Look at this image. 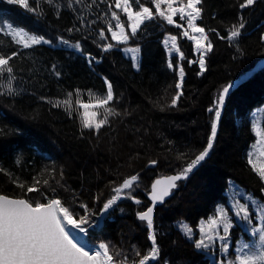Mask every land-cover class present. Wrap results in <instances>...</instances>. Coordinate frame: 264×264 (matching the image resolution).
<instances>
[{
	"label": "trees",
	"instance_id": "1",
	"mask_svg": "<svg viewBox=\"0 0 264 264\" xmlns=\"http://www.w3.org/2000/svg\"><path fill=\"white\" fill-rule=\"evenodd\" d=\"M101 1V4H93L91 0H52L49 4L47 0H30L34 8L37 4L39 7L28 12L0 0V21L51 41L23 49L7 28L0 31V54L18 53L10 61L11 76L15 77L11 83L16 94H8L5 87L9 74L0 73L3 84L0 86V169H3L0 194L27 199L33 206L59 199L77 220L85 211L82 205H86L91 211L89 218L94 217L95 221L100 208L114 194L113 189L137 175L133 186H142L136 190L139 204L119 201L118 204L130 206L123 208L127 213H116L114 209L102 230H88L86 237L90 244L107 241L121 248L131 264L149 254L148 229L145 222L137 221L135 216L148 203L145 195L152 179L176 170L181 172L194 155L206 147L214 119V111L208 109L216 108L224 87L238 80L254 67V62L264 57V40L261 39L264 0H256L246 8L240 7L244 0H203L199 5L202 8L199 22L209 34L212 50L206 56L207 67L202 74L197 63L189 64L194 59L192 44L181 37L175 25H168L159 16L146 22L147 26H142L126 43L112 41L106 25L111 12H117L129 35L130 29L126 16L115 8L113 0ZM139 3L149 7V0H139ZM133 6L136 8L135 4ZM241 18L246 26L241 30L242 36L235 42L229 41L230 28L238 26ZM101 29L107 39L100 38ZM212 29L215 31H210ZM165 34L177 36L185 57L180 62L184 69L180 89L176 87L180 78L178 59L166 56L162 44ZM77 42L81 44L80 51L72 47ZM107 43L114 47L104 51L103 45ZM126 47L140 49L138 68L123 54L121 49ZM88 54L94 58L91 64ZM170 60L175 66L172 69L168 67ZM263 70L241 79L236 88L229 91L209 157L186 180L178 182L179 189L174 191L172 199L156 212L154 230L158 229L159 259L149 264H212L211 254L197 250L175 221L183 219L195 227L200 219L212 215L217 206L226 203L230 180L264 200V182L248 163L249 148L255 141L253 111L264 106ZM105 78L111 82L115 97L109 107L118 115L109 116L108 123L98 133L82 129L81 108L75 105L76 100L94 102V97L103 98ZM178 92L182 95L172 106L171 101ZM68 93L73 94L72 109L76 111L72 110L71 114L63 104L53 106L56 101L68 99ZM90 110L98 113L97 119L103 118V108ZM261 128L264 132V115ZM150 161H156V166H150ZM45 179L47 185L43 183ZM21 183L25 186L23 189L18 186ZM33 185L38 191L27 192ZM145 187L148 191H144Z\"/></svg>",
	"mask_w": 264,
	"mask_h": 264
},
{
	"label": "snow or ice",
	"instance_id": "2",
	"mask_svg": "<svg viewBox=\"0 0 264 264\" xmlns=\"http://www.w3.org/2000/svg\"><path fill=\"white\" fill-rule=\"evenodd\" d=\"M79 2V0H77ZM95 2V0H93ZM203 0H187L186 4H182L179 7H174V0H152L155 7V13L147 6L139 3V0H115V7L120 9L126 16L128 22V28L130 29V35L126 31L125 24L121 22L120 16L117 12H111V20L107 21V32L111 35V40L117 44L126 43L130 36L134 37L139 31L142 30V26L146 27V22H151L156 16L162 18L168 25H174L176 27H182L181 24H176L174 17L179 14L180 20L185 21L187 28L191 29L193 33H198L199 36H190L188 31H183V36L188 37L190 40H195V50L200 53V58L197 61H190L189 63H198L201 74L206 70L204 59L207 52L212 50V44L208 41V35L205 29L198 26L196 21L201 18ZM8 4L18 5L28 12L36 11L39 7L37 4L34 8L30 0H7ZM47 3L51 4L52 0H47ZM256 3V0H244L240 4L241 8L252 6ZM136 5L134 9L133 5ZM167 6V11L162 10L161 5ZM71 7V4H69ZM111 7V5L109 6ZM115 21L113 26L112 21ZM245 24L243 18L238 26H233L230 30L227 39L229 41H235L242 34ZM4 28L9 30V34L19 45H22L23 49H30L33 46L41 44H50L51 41L44 36L29 34L22 28H18L10 23L5 24L0 21V31ZM115 29V30H114ZM72 29H69L71 31ZM210 31H215L210 30ZM101 39H107L104 29L99 31ZM222 39L224 37H221ZM264 40V36H261ZM208 41L207 44L204 42ZM62 43L68 44V41L62 40ZM164 46L168 48L169 53H179V60L185 59L182 52L177 46V37L170 36L163 41ZM72 47L80 51L81 44L77 42ZM114 47L113 44L107 43L103 45V50L108 51ZM125 54L133 53L130 59L133 61L135 67H139L140 57L137 55L140 52L138 47L126 48ZM81 54H83L81 52ZM18 55L17 52H12L11 55L5 56L0 54V73H8V94H16L12 87L11 81L15 78L11 76L13 73V67L10 65V61L13 57ZM93 59L88 54V62L91 64ZM170 69L175 66L171 62L168 63ZM180 81L176 84L177 89H180L184 77V69L179 66ZM60 75L59 72L56 73ZM106 83V95L103 98L94 97V102H83L80 99L76 100V105L83 109L80 113V123L82 129L95 130L96 133L108 123L109 116L118 115L113 108L109 107L110 102L114 101V91L110 81L105 78ZM235 82L230 83L220 93L215 109L209 108V112L214 111V119L210 125V135L207 139L206 147L195 155L185 168L179 174L165 177L163 179H157L152 184L151 200L152 204L156 205L157 202L163 203L166 197L172 194V190L178 187L177 182L186 180L190 174L193 173L202 162L209 157L211 150L214 147V141L217 137L218 124L221 119V109L225 102V96L229 93L230 89L235 87ZM72 93H68V99L63 101H56L54 107H59L61 104L65 105V110L71 114ZM77 95H79L77 91ZM182 95V92H178L176 97L171 101L172 106H175L177 100ZM103 108V118L97 119L98 113L96 111H89V109ZM257 134L261 137L259 155L264 157V132L257 130ZM183 155V154H181ZM248 163L251 165L253 171H255L261 180H264V163L253 162L252 155L249 153ZM20 163V158L16 161ZM151 164H155L156 161H150ZM3 171V169H0ZM138 180L137 175H133L127 178L123 183L113 189L116 195H113L104 204L101 210L102 214H106L110 208L117 204L119 194L126 189L133 187V182ZM40 183L39 180L36 181ZM45 185L48 184V180L43 181ZM20 188H24V184L18 185ZM38 191L35 185L28 187L27 192ZM264 191V189H262ZM134 199V197H133ZM244 203L237 201L232 205L235 209L234 217L242 220L248 224L253 222V214H250L249 203L256 205L260 209L259 214V226L252 228V234L255 241H246L240 244L236 248L237 255L235 260L227 259V254L231 245L229 239L231 235V229L233 228L232 218L229 217L228 212L224 208H218L217 214L210 218L206 224H202L198 227L199 238L193 239L194 233L191 228L187 230L181 229L185 238L194 243L197 250H207L219 243V251L225 254V259L219 261V264H264V203H260L250 196H241ZM139 203V201H135ZM87 212V206L82 205ZM154 207H148L146 211L138 213V219L140 221H146V227L149 230V240L151 241L150 255L146 254L142 256L138 261H132L131 264H149L150 261H157L159 259V247L156 243L157 234L154 230ZM103 219V215L101 216ZM87 225V227L85 226ZM91 221L87 215L81 217L79 220L73 218V213L68 207L62 205L59 199H50L47 203H37L33 206L27 199L23 198H9L6 195L0 194V264H129L128 257H124L121 261L114 260L113 254L110 252V247L107 243L101 242L98 249L93 250L89 248L85 250V246L81 242L79 233H87L88 227H91ZM76 229L77 232L72 230ZM116 256H120L117 251ZM136 255L140 253L137 251Z\"/></svg>",
	"mask_w": 264,
	"mask_h": 264
},
{
	"label": "rangeland",
	"instance_id": "3",
	"mask_svg": "<svg viewBox=\"0 0 264 264\" xmlns=\"http://www.w3.org/2000/svg\"><path fill=\"white\" fill-rule=\"evenodd\" d=\"M91 1H92L93 4H101L102 3L101 0H98V1L95 0V2H93V0H91ZM113 2H114V6H115V0H113ZM186 3H187V1L186 2H179V1L176 2V0H175L174 1V7H179L182 4H186ZM148 6H149V8L152 7L153 8L152 11L155 13L156 10H155L154 4L150 0H149ZM198 7H199V5H198ZM161 8H162V10H163V8L167 10V6L164 5V4L161 5ZM134 9H136V8L134 7ZM109 20H111V16H108L107 17L106 22L109 21ZM174 20H175V23L176 24H181L182 25V27H176L175 26L176 29H177V31L181 34V37L185 41H189L192 44L191 46H192V49H193L194 59L191 60V61H197L200 58V53H197L196 50H195V40L188 39V37L183 36L182 33H183V31L187 30L190 36H199V34L198 33H193L191 31V29H188L187 28V24H186V19H185V21H181L179 14H177L174 17ZM112 23H113V26H114L115 21L113 20ZM196 23H197L198 26L203 27L200 24L199 19L196 21ZM106 25H107V23H106ZM255 27H257V26H255ZM205 32L207 33V31H205ZM207 35H208V41H210L211 44H212L211 39H209V34L208 33H207ZM170 36H176V35H174V34H165L163 36V40H162L163 46H164L163 41L165 40V38H168ZM262 36H264V35H262ZM208 41H205L204 43L207 44ZM177 46H178V48L180 47L179 46L178 39H177ZM126 48H132V47H126ZM126 48H123L122 49V51H123L124 54H125V51L124 50ZM164 48H165L166 56L168 57V59H171L172 56H176V58L178 59L177 65H178V68H179V66H181V64H180L181 60H179V53H171L170 54L168 48H166L165 46H164ZM180 52H182L181 49H180ZM208 53H210V52H207V54ZM207 54L204 57L205 61H206ZM131 55H133V53H128L127 55L125 54V56H127V57H131ZM137 55L140 57L139 53ZM261 58H263V57H261ZM189 64H194V63H189ZM205 67H207L206 64H205ZM135 68H137V67H135ZM261 69H263V67H260L258 70H261ZM246 73H248V72H246ZM251 74L252 73H250L249 75H251ZM179 81H180V78H179ZM8 82H9L8 80H5V83H6L5 87L6 88H7ZM0 86H3V84L1 82H0ZM82 111H83V109H81V112ZM89 111H95V110H90L89 109ZM263 115H264V106L258 107V108H255L254 109V111H253V131H254V134H255V141L251 144V146L249 148V152H248V154L250 152L253 153V155H252L253 162L254 163H257L258 165L260 163H264V157H261L259 155L260 148L262 147V145L260 144L261 137L257 134V130L262 131V128H261V118H262ZM248 159H249V155H248ZM263 182H264V180H263ZM137 188H136V186H133L131 189H126L123 192H121L119 194V197L120 198L118 199L117 204L114 205L109 210H114L115 209L114 212L120 213V214L127 213L124 209H128L130 206L124 205V204H118V202L121 201V200H123V202L125 200H129V201H131L134 204H139V203H136L135 202L137 200L139 201V196H138V193L136 192ZM113 195H116V193L114 192ZM226 195H227L226 203L225 204H222L220 206H217V208L214 211V213L212 215H210L209 217L204 218V219L203 218L200 219L199 223L195 227L190 226L183 219H177L175 224L180 229V231H181V229L187 230V228H191L193 230V233H194L193 239H196V238H199L198 227L201 226L202 224H206L210 220V218H213L217 214L218 208H224L228 212L229 217L232 218V222H233V225H234L233 228L231 229V235H230V239H229V244L231 245V247L229 249V253L227 254V257L226 258L227 259H230V260H235V256L237 255L236 248L240 244H242V243H244L246 241H250V240L255 241V238H254V236L252 234V228L254 226H257L258 227L259 224H260V221H259L260 209L256 205H253V204L249 203V211H250V214H253L254 213V215H253V222H252V224H248V223H246V222H244L242 220H239L238 218H235L234 217L235 209L232 207V205L234 203H236L237 201H239L240 203H244V200L241 199V196L242 195H244L245 197H249L250 196L252 199L257 200L260 203H264V200H261V199L255 197L251 192L246 191L242 186H240L239 184H237L233 180H230V182H229V184L227 186ZM133 197H134V199H133ZM146 198H147V196H146ZM85 215H87L88 217H90L91 216V211L90 210H87V212H86V210H85L82 213L81 217H83ZM106 217L109 218L110 216L106 214ZM96 218H97V216H96ZM89 219L91 221V225L92 226L91 227H88V230H95V231H98V232L102 230V227L103 226L102 227L101 226L95 227L96 219L94 221V217L93 218H89ZM104 223H105V221H104ZM104 223H103V225H104ZM85 226L87 227V225H85ZM88 230H87V232H89ZM72 231L73 232H77L78 230L73 229ZM148 232H149V230L147 231V234H148ZM94 236L97 237L98 239L101 238V236L99 234H95L94 233ZM79 237L81 238L82 244L85 246V250H88L89 248H91L93 250H96V249H98L99 244L101 242H104V243H107L109 245L110 252L112 251L111 253L114 254V256H116L115 253L117 251L120 253V256H116V258L114 257V260H116V261L123 260L124 257H127L126 254H124L125 253L124 250H122L121 248H117V247L113 246L112 244H110L107 241H100V242H98V244H90L87 241V238H86L87 237V233H79ZM200 251L208 252V253L211 254V256H212V258H211L212 264H219V261L220 260L225 259V254H223V253H221L219 251V243H217L216 246H214V247H212L210 249H207V250L201 249Z\"/></svg>",
	"mask_w": 264,
	"mask_h": 264
},
{
	"label": "bare ground",
	"instance_id": "4",
	"mask_svg": "<svg viewBox=\"0 0 264 264\" xmlns=\"http://www.w3.org/2000/svg\"><path fill=\"white\" fill-rule=\"evenodd\" d=\"M239 8H240V7H239ZM237 9H238V8H237ZM239 11H240V10H239ZM250 12H251V11H250ZM237 13H238V12H237ZM242 13H244V11H243ZM239 14H240V13H239ZM247 14H248V13H247ZM248 15H249V14H248ZM238 16H239V15H238ZM248 17H249V16H248ZM245 19H246V18H245ZM245 19H244V21H246ZM257 20H258V19H257ZM248 21H250V20H248ZM62 22H63V21H62ZM90 22H91V21H90ZM233 22H234V21H233ZM63 23H64V22H63ZM247 23H248V22H246V25H247ZM91 24H92V23H91ZM254 24H255V23H254ZM254 24H253V25H254ZM89 25H90V24H89ZM95 25H96V24H95ZM227 25H228V24H227ZM227 25H226V26H227ZM92 26H93V25H92ZM223 27H224V26H223ZM232 27H233V26H232ZM245 27H246V26H245ZM259 27H261L260 24H259ZM70 28H71V27H70ZM96 28H98V27H96ZM226 28H228V27H226ZM87 29H88V28H87ZM230 29H232V28H230ZM262 29H263V28H262ZM47 30H48V29H47ZM85 30H86V29H85ZM212 30H213V29H212ZM242 30H243V29H242ZM256 30H257V28H256ZM72 31H73V30H72ZM92 31H93V30H92ZM51 32H52V31H51ZM73 32H74V31H73ZM76 32H77V31H76ZM86 32H88V31H86ZM258 32H260V31H258ZM47 33H48V32H47ZM49 33H50V32H49ZM53 33H54V32H53ZM93 34H94V33H93ZM214 34H215V33H214ZM224 34H225V33H224ZM96 35H97V34H96ZM222 35H223V33H222ZM263 35H264V34H263ZM214 36H215V35H214ZM216 36H218V35H216ZM241 36H242V35H241ZM247 36H248V35H247ZM76 38H77V37H76ZM84 39H85V38H84ZM218 39H219V37H218ZM78 40H79V39H78ZM223 40H224V39H223ZM225 40H226V39H225ZM236 40H237V39H236ZM240 40H241V39H240ZM228 42H229V41H228ZM234 42H235V41H234ZM229 44H230V43H229ZM232 45H233V44H232ZM242 46H243V45H242ZM237 47H238V46H237ZM237 47H236V49H237ZM239 47H240V46H239ZM239 47H238V48H239ZM228 48H229V47H228ZM231 48H232V47H231ZM241 48H242V47H241ZM234 49H235V48H234ZM226 50H228V49H226ZM232 51H233V50H232ZM238 51H239V50H238ZM245 51H246V50H245ZM247 51H248V50H247ZM247 51H246V52H247ZM249 51H250V50H249ZM249 51H248V53H249ZM227 52H229V51H227ZM230 52H231V51H230ZM243 52H244V50H243ZM246 52H245V53H246ZM232 53H233V52H232ZM260 53H261V52H260ZM92 54H94V53H92ZM98 54H99V53H98ZM243 54H244V53H243ZM250 54H251V53H250ZM237 55H238V52H237ZM262 55L264 56V54H262ZM246 56H247V55H246ZM255 56H256V55H255ZM255 56H254V58H255ZM97 57H98V56H97ZM252 57H253V56H252ZM237 58H238V57H237ZM242 59H243V58H242ZM242 59H240V60H242ZM244 59H245V57H244ZM250 59H251V57H250ZM246 61H247V60H246ZM250 61H252V60H250ZM253 61H254V60H253ZM98 62H99V61H98ZM96 63H97V62H96ZM99 63H100V62H99ZM254 63H256V62H254ZM244 64H245V63H244ZM246 65H247V64H246ZM248 65H249V64H248ZM93 67H94V66H93ZM241 67H242V66H241ZM89 68H90V67H89ZM132 68H133V66H132ZM239 69H240V68H239ZM240 70H241V69H240ZM243 70H244V69H243ZM262 70H263V69H262ZM98 71H99V70H98ZM263 71H264V70H263ZM235 72H236V71H235ZM241 72H242V71H241ZM241 72H240V73H241ZM247 72H248V71H247ZM255 72H256V71H255ZM255 72H254V73H255ZM229 74H230V73H229ZM242 74H243V73H242ZM256 75H257V74H256ZM237 76H238V75H237ZM249 78H250V77H249ZM262 78H264V76H263ZM101 79H102V78H101ZM253 79H254V78H253ZM256 79H257V78H256ZM259 79H260V78H259ZM250 80H251V79H250ZM229 81H230V80H229ZM250 82H251V81H250ZM261 82H262V81H261ZM223 83H225V82H223ZM223 83L221 84V86H223ZM244 83H245V82H244ZM257 83H258V82H257ZM219 84H220V83H219ZM250 84H251V83H250ZM14 86H15V85H14ZM221 86H220V88H221ZM257 86H258V85H257ZM257 86H256V87H257ZM17 88H18V87H17ZM222 88H223V87H222ZM235 88H236V87H235ZM260 88H261V87H260ZM262 88H263V87H262ZM261 90H262V89H261ZM254 91H255V90H254ZM15 92H16V91H15ZM232 92H233V91H232ZM73 93H74V92H73ZM83 93H84V92H83ZM249 93H250V92H249ZM262 93H263V92H262ZM17 94H18V93H17ZM65 94H66V93H65ZM85 94H86V93H85ZM219 94H220V93H219ZM253 94H254V93H253ZM79 95H80V94H79ZM245 95H246V94H245ZM258 95H259V94H258ZM15 96H16V95H15ZM82 96H83V95H82ZM82 96H81V97H82ZM89 96H90V95H89ZM216 96H217V95H216ZM227 96H228V94H227ZM241 96H242V95H241ZM63 97H64V96H63ZM236 97H237V96H236ZM255 98H256V97H255ZM47 99H48V97H47ZM72 99H73V98H72ZM80 99H81V98H80ZM87 99H88V98H87ZM237 99H238V98H237ZM242 99H243V98H242ZM246 99H247V98H246ZM248 99H249V98H248ZM248 99H247V100H248ZM61 100H62V99H61ZM244 100H245V99H244ZM244 100H243V101H244ZM247 100H246V101H247ZM249 100H250V99H249ZM210 101H211V100H210ZM213 101H214V100H213ZM46 102H47V101H46ZM238 102H240V101H238ZM257 102H258V101H257ZM53 103H54V102H53ZM53 103H52V104H53ZM71 103H72V101H71ZM73 103H74V101H73ZM209 103H210V102H209ZM244 103H245V102H244ZM75 105H76V104H75ZM75 105H74V106H75ZM239 106H240V105H239ZM242 106H243V105H242ZM244 106H245V105H244ZM247 107H248V106H247ZM62 108H63V107H62ZM64 108H65V107H64ZM72 108H73V107H72ZM251 108H252V107H251ZM58 109H59V108H58ZM72 110L75 111L74 109H72ZM249 110H250V109H249ZM75 112H76V111H75ZM78 112H79V111H78ZM247 113H248V112H247ZM79 114H80V112H79ZM73 116H74V115H73ZM172 116H173V115H172ZM76 117H77V116H76ZM184 117H186V116H184ZM209 117H210V116H209ZM77 118H78V117H77ZM208 119H209V118H208ZM206 120H207V119H206ZM78 122H79V121H78ZM174 122H175V121H174ZM208 122H210V120H209ZM156 124H157V122H156ZM157 125H158V124H157ZM159 125H160V124H159ZM172 125H173V124H172ZM172 125H171V126H172ZM165 126H166V125H165ZM209 128H210V127H209ZM205 145H206V144H205ZM213 148H214V147H213ZM194 156H195V155H194ZM190 160H191V159H190ZM155 166H156V165H155ZM166 170H167V169H166ZM167 172H168V171H167ZM195 172H197V171H195ZM178 173H180V172L176 170V171H174V173H172V174H178ZM160 174H161V173H160ZM200 174H201V173H200ZM121 177H122V176H121ZM121 177H120V178H121ZM154 177H155V176H154ZM190 178H191V177H190ZM152 180H153V179H152ZM188 180H189V179H188ZM232 180H233V179H232ZM115 181H118V180H115ZM141 181H142V180H141ZM178 182H179V181H178ZM178 182H177V185H178ZM185 182H186V181H185ZM113 183H114V182H113ZM113 183H112V184H113ZM137 183H138V182H137ZM193 183H194V182H193ZM110 185H111V184H110ZM179 185H180V184H179ZM114 186H115V185H114ZM138 186L140 187L141 185H138V184H137L136 188H137ZM144 186H145V185H143V187H144ZM147 186H148V184H147ZM147 186H146V187H147ZM149 186H150V185H149ZM149 186H148V187H149ZM180 186H181V185H180ZM112 187H113V186H112ZM141 187H142V186H141ZM141 187H140V188H141ZM146 187H145V188H146ZM107 188H108V187H107ZM145 188H143L144 191H145V190L148 191L149 188H148V189H147V188L145 189ZM112 189H113V188H112ZM138 189H139V188H138ZM178 189H179V188H178ZM178 189L176 188V189L172 190V194H171V195L173 196L174 191H175V190H178ZM108 190H109V189H108ZM110 191H111V188H110ZM110 191H108L109 194L112 192V191H111V192H110ZM175 192H176V191H175ZM144 193H145V192H144ZM138 194H139V193H138ZM2 195H5V194H2ZM106 195H108V194H106ZM171 195H170L168 198H166L165 201H164L162 204L157 205V206L154 207V213H153V217H154V218H156V217H155V214H156V212L159 210V207H164L163 205H165V204L167 203V201H169L170 199H172V196H171ZM6 196H8V195H6ZM145 196H146V195H145ZM9 197H13V196H9ZM139 197H140V196H139ZM18 198H19V197H18ZM143 199H144V198H143ZM147 201H148L147 205H146L145 207H143V209L140 210L138 213L144 211L147 207H150V205H151L150 202H151V201H149L148 198H147ZM139 202H140V201H139ZM142 202H143V201H142ZM144 202H145V201H144ZM144 202H143V203H144ZM166 205H167V204H166ZM166 207H167V206H166ZM102 208H103V206H102V207L100 208V210H99V213H98L97 219H98L99 216H100V213H101ZM111 211H114V210H108L107 215L110 216ZM138 213H137V214H138ZM157 213H158V212H157ZM137 214H136V216H135V219L138 218V215H137ZM105 217H106V216H105ZM107 217H108V216H107ZM107 217L104 218V221L108 219ZM124 217L127 218V215H123V218H124ZM97 219H96V224H97ZM124 219H125V218H124ZM138 220H139V219H137V221H138ZM155 220H156V219H155ZM139 221H140V220H139ZM143 222H145L144 224H145V226H146V221H142V223H143ZM137 223H140V222H137ZM142 223H140V224H142ZM175 223H176V221H175ZM104 226H105V224L103 225V227H104ZM139 226H140V225H139ZM156 226H157V225H156ZM103 227H102V228H103ZM164 227H165V226H164ZM142 228H144L143 225H142ZM119 229H120V228H119ZM146 229H147V228H146ZM155 230H156V229H155ZM145 231H146V230H145ZM157 231H158V229H157ZM157 231H156V232H157ZM164 231H165V230H164ZM157 234H158V233H157ZM158 236H159V235H158ZM147 238H148V240H149V232H148V234H147ZM147 243H148V242H147ZM156 243H157V242H156ZM157 245H158V244H157ZM147 247H148V246H147ZM149 247H150V249H149V255H150V250H151V241H150V240H149Z\"/></svg>",
	"mask_w": 264,
	"mask_h": 264
},
{
	"label": "water",
	"instance_id": "5",
	"mask_svg": "<svg viewBox=\"0 0 264 264\" xmlns=\"http://www.w3.org/2000/svg\"><path fill=\"white\" fill-rule=\"evenodd\" d=\"M260 67H263L264 68V57L263 58H261L260 60H258L257 62H256V64H255V66L251 69V70H249V72L248 73H245V74H243L242 75V77L241 78H239L238 80H236L235 81V85H237L238 83H240L241 82V79L243 80L244 78H246V77H248L249 76V74L250 73H254L255 71H257ZM227 87V86H226ZM225 88V87H224ZM223 88V89H224ZM222 89V90H223ZM232 89V88H231ZM230 89V90H231ZM222 92V91H221ZM227 95V94H226ZM225 98H226V96H225ZM222 109H223V107H222ZM222 109H221V111H222ZM150 166H155V164H150ZM179 174V173H178ZM172 175H176V174H169V175H163V176H159V177H156V178H154L152 181H151V183H150V188H149V192L147 193V198L151 201V205H150V207H155V206H157V205H160V204H162V203H159V202H157V204L156 205H153L152 204V200H151V191H152V184L157 180V179H163V178H165V177H168V176H172ZM9 197V196H8ZM9 198H18V197H9ZM166 198H168V197H166ZM165 198V199H166ZM148 208V207H147ZM146 208V209H147ZM146 209L144 210V211H146ZM144 211H142V212H144ZM142 212H140V213H142ZM107 214V213H106ZM106 214H102V212L100 213V216H99V218L97 219V225L95 226V227H99V226H103V223H104V218H105V216H106ZM103 215V219H101V216Z\"/></svg>",
	"mask_w": 264,
	"mask_h": 264
}]
</instances>
